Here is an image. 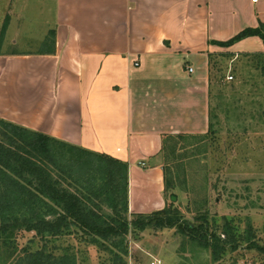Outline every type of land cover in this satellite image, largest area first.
<instances>
[{
    "label": "crops",
    "instance_id": "0c3cea01",
    "mask_svg": "<svg viewBox=\"0 0 264 264\" xmlns=\"http://www.w3.org/2000/svg\"><path fill=\"white\" fill-rule=\"evenodd\" d=\"M54 4V52L0 53V117L128 162L129 211L154 202L155 184L162 205L158 169L136 162L157 157L162 134L207 131L212 56L264 52L257 36L210 41L264 25V0Z\"/></svg>",
    "mask_w": 264,
    "mask_h": 264
},
{
    "label": "rangeland",
    "instance_id": "374dc122",
    "mask_svg": "<svg viewBox=\"0 0 264 264\" xmlns=\"http://www.w3.org/2000/svg\"><path fill=\"white\" fill-rule=\"evenodd\" d=\"M54 9V0H0V53L49 48L42 44ZM223 51L210 61L214 92L207 131L180 133L168 139L152 161L136 162L145 170L158 169L162 205L155 184L154 202L129 214L166 208L170 194H175L170 210L180 221L197 224L205 218L210 227L215 220H231L238 232L249 222L253 240L264 246V53L234 56ZM54 243L59 252L71 254L75 264L109 263L103 249L73 235ZM127 246L128 264H264V254L246 243L213 261L209 248L190 241L176 226L129 234Z\"/></svg>",
    "mask_w": 264,
    "mask_h": 264
},
{
    "label": "trees",
    "instance_id": "16d2710c",
    "mask_svg": "<svg viewBox=\"0 0 264 264\" xmlns=\"http://www.w3.org/2000/svg\"><path fill=\"white\" fill-rule=\"evenodd\" d=\"M248 36L259 37L264 47L261 23L210 43L227 48ZM46 45L44 51L54 52L55 29L48 31ZM179 134H162L160 150ZM128 167L109 154L0 117V264H75L54 243L69 235L103 249L110 255L108 264H128L129 234L175 226L190 241L209 248L213 261L241 243L264 254L249 222L238 232L231 220H215L212 229L205 218L197 224L180 221L170 210L171 201L169 208L130 215Z\"/></svg>",
    "mask_w": 264,
    "mask_h": 264
},
{
    "label": "water",
    "instance_id": "95a60500",
    "mask_svg": "<svg viewBox=\"0 0 264 264\" xmlns=\"http://www.w3.org/2000/svg\"><path fill=\"white\" fill-rule=\"evenodd\" d=\"M170 201L174 202L176 200V195L175 194H170Z\"/></svg>",
    "mask_w": 264,
    "mask_h": 264
},
{
    "label": "built area",
    "instance_id": "2783aa9c",
    "mask_svg": "<svg viewBox=\"0 0 264 264\" xmlns=\"http://www.w3.org/2000/svg\"><path fill=\"white\" fill-rule=\"evenodd\" d=\"M252 1H253V2H256L257 0H252ZM188 70H189V71H192V68L189 67ZM227 78H228V79H232V76H231V75H230V76H227Z\"/></svg>",
    "mask_w": 264,
    "mask_h": 264
}]
</instances>
